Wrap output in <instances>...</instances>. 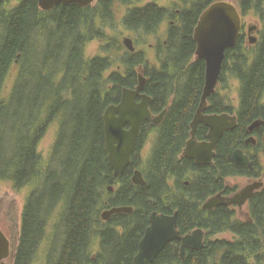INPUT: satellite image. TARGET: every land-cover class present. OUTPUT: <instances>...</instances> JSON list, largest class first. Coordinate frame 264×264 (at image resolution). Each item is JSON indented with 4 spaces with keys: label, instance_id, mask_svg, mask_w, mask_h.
Masks as SVG:
<instances>
[{
    "label": "trees",
    "instance_id": "1",
    "mask_svg": "<svg viewBox=\"0 0 264 264\" xmlns=\"http://www.w3.org/2000/svg\"><path fill=\"white\" fill-rule=\"evenodd\" d=\"M5 1L0 2V180L15 189L34 186L24 206L14 264L37 260L40 264H132L151 213L175 209L182 232L205 229V246L181 260L178 245L172 242L151 264H264V188L250 199L245 217L228 206L202 208V202L222 188L221 176H260L257 164L238 167L230 155L240 146L246 126L264 118V29L255 44L245 45L241 36L236 46L227 49L221 81L227 76L239 80L238 103L224 96V102H232L220 106L238 112L239 124L227 135L213 169H203L179 154L205 84V62L194 60V27L202 11L216 0H179L180 14L173 16L156 3L132 6L136 0H97L87 7L59 4L48 11L40 8L38 0H18L6 10ZM119 1L130 5L124 20L130 29L153 33L165 18H174L167 39L150 44L155 59L149 56L151 48L136 46L132 52L103 33ZM263 2L241 0L242 10L246 15L255 7L264 20ZM97 38L107 40L103 50L109 54L88 59L86 44ZM39 41L44 46L41 65L36 55ZM14 64L19 72L6 94ZM140 72L147 77L145 91L153 97L154 112H160L171 96L174 104L160 126L149 120L144 123L131 165L116 178L106 150L104 113L120 101L124 88L137 86ZM56 118L58 136L46 161L38 146ZM153 128L157 137L148 170L143 172L138 152ZM182 166L198 172L190 186L182 182ZM135 168L143 172L146 185L132 182ZM170 177L178 179L176 187L169 183ZM110 185H115L114 191ZM121 205L135 209L102 219L103 210ZM226 232L232 238L218 237Z\"/></svg>",
    "mask_w": 264,
    "mask_h": 264
},
{
    "label": "water",
    "instance_id": "2",
    "mask_svg": "<svg viewBox=\"0 0 264 264\" xmlns=\"http://www.w3.org/2000/svg\"><path fill=\"white\" fill-rule=\"evenodd\" d=\"M1 1V0H0ZM42 10H51L59 4L68 5L76 3L82 7L91 6L96 0H38ZM243 26L240 9L232 0H216L212 2L200 15L198 23L194 29V39L197 42L196 54L206 61L205 86L201 98V103L194 120L191 123V138L187 141L184 149V156L194 158L198 163H211L215 155V148L227 129H233L237 125V116L230 114L205 115L204 109L207 107L208 98L216 92L220 81L223 60L228 48L236 46ZM258 29V25L249 27V40L255 44L258 38L253 34ZM125 46L134 51V40L131 37H124ZM147 77L140 72L139 83L136 88H124L121 101L118 104H110L104 113V133L106 140V150L110 166L114 171V176H119L130 166L132 153L139 138L141 127L145 120L153 118L150 110L151 97L142 91L145 88ZM141 95V101H137V96ZM166 111L153 118L154 122L161 123ZM204 123L210 128L209 141L200 142L196 138V130L199 123ZM130 124V128H126ZM264 124V120H256L250 131ZM234 162L237 165L253 164L249 157L242 150L234 152ZM132 180L137 185H146L147 181L140 169L133 173ZM264 185L262 181H254L246 185L233 196H223L221 194L209 198L205 203V208H214L219 204H237L243 207L254 195L255 190ZM112 189V187H111ZM132 206H114L105 209L101 213L103 220H108L113 214L119 212L131 213ZM204 230L197 228L192 234L182 235L178 229V213L173 215L158 214L153 212L151 224L146 229V233L140 242L138 254L135 256L134 264H149L154 261L157 255L165 248L166 244L174 239H181V256L185 257L186 249H202ZM8 241L0 231V264L8 257Z\"/></svg>",
    "mask_w": 264,
    "mask_h": 264
},
{
    "label": "rangeland",
    "instance_id": "3",
    "mask_svg": "<svg viewBox=\"0 0 264 264\" xmlns=\"http://www.w3.org/2000/svg\"><path fill=\"white\" fill-rule=\"evenodd\" d=\"M136 0L132 6H144L148 3H157L160 6L167 7L171 13L170 15H176V9L180 6L179 0H140L137 2ZM234 3L237 5H241V0H233ZM18 0H8L4 3V8L12 9L18 4ZM96 1L94 2V4ZM93 4V5H94ZM264 6V2H263ZM130 5H126L123 2L119 1L116 2L113 7V12L111 14V17L108 19L109 24H107V28L103 32L108 37H114L118 41H121L123 43L124 37H131L132 39H135L136 45L138 47V50L144 49L146 47L151 48L150 44L157 45L158 40H165L167 39L166 27L169 25V22L171 19H174L173 17H169L165 20V24L162 27H158L157 30L153 33H147L143 30H134L130 29L126 26L124 20L126 15L128 14V9ZM245 21H246V32L249 28V26L253 24L259 25V32L253 34L257 38H260V31L264 29V20L261 16V13L258 12V10L254 7L245 15ZM3 34V30L0 29V37ZM249 38V37H248ZM258 38V39H259ZM249 40V39H248ZM250 43V40H249ZM36 54L37 62L41 65L42 61V45L41 41L38 43ZM107 44V40H101V39H93L89 41L86 44L85 47V55L88 59L97 57L99 55L104 56L105 54H109L108 52H105L103 50V46ZM124 44V43H123ZM251 44V43H250ZM125 46V44H124ZM150 58L155 59V50L152 48L148 50ZM105 55V56H106ZM115 67H112L110 70L106 72V74H110ZM46 70V69H44ZM19 72V66L18 64H14V66L11 68L9 75L6 79L5 83V93H9V91L12 89L14 81L16 79V76ZM239 80L227 76V78L224 80V82L220 85L218 92L221 96H227L229 99H231L234 103V105H237L238 103V90H239ZM59 131V118H56L52 120L45 129V132L40 140V144L38 146L39 152L43 155L44 159L47 161L51 155V152L53 150V147L55 145L57 136ZM155 137V134L149 135L145 141L143 142L142 148L140 149L139 153V161L140 165L139 168L142 169L143 172H146L148 170V163L151 156V149L153 148V139ZM248 179L244 177H234L230 179V184L232 186H237L239 188L243 187L247 183ZM115 186V185H114ZM33 185H29L26 187H23L21 189H15L12 186V183L9 181H3L0 180V224L3 222H10L11 217L18 218V222H20V226L22 225V214L24 210V206L26 204L27 198L33 189ZM103 212V211H102ZM57 215V212H56ZM56 215L54 219H56ZM218 237L223 238H232V235L230 233H223L218 235ZM99 250L98 246L94 248V252L96 253ZM41 258V256H38ZM4 264H12V262L8 261ZM35 264H40V262L37 260Z\"/></svg>",
    "mask_w": 264,
    "mask_h": 264
},
{
    "label": "flooded vegetation",
    "instance_id": "4",
    "mask_svg": "<svg viewBox=\"0 0 264 264\" xmlns=\"http://www.w3.org/2000/svg\"><path fill=\"white\" fill-rule=\"evenodd\" d=\"M97 1V0H96ZM233 1V0H232ZM234 2V1H233ZM157 4V3H156ZM236 4V3H235ZM158 5V4H157ZM237 5V4H236ZM159 7H163V6H160V5H158ZM238 6V8L240 9V13H241V15H242V20H243V26H242V29H241V34H240V37L242 36V38H244L245 39V41H246V43H245V45H247V42L249 41L248 39V37L250 36V34H249V28H248V30H247V32H246V21H245V14H244V12H243V10H242V5H237ZM55 8V7H54ZM53 8V9H54ZM163 8H167V7H163ZM52 9V10H53ZM114 10V9H113ZM176 15H179L180 14V9L179 8H177L176 9V13H175ZM200 17V16H199ZM169 17H167V18H165L164 19V21L160 24V27H162V26H164V24H165V20L166 19H168ZM198 20H199V18H198ZM174 22V20L173 19H171L170 20V22L169 23H173ZM197 23H198V21H197ZM254 25V24H253ZM255 25H258V24H255ZM250 27V26H249ZM168 29H169V27L167 26L166 27V34H167V36H168ZM259 25H258V29L257 30H255L254 32H253V34H255L256 35V33L257 32H259ZM261 32V31H260ZM194 33V32H193ZM252 34V35H253ZM256 36H258V35H256ZM240 37H239V39H240ZM259 38V37H258ZM239 39H238V41H239ZM134 40V45H135V47L137 46L136 45V41H135V39H133ZM238 43V42H237ZM249 43V42H248ZM237 45V44H236ZM137 50V49H136ZM196 50H197V42H196ZM226 52H227V50H226ZM195 57H196V51H195ZM225 58H226V56H225ZM225 58H224V60H223V63H224V61H225ZM194 60H198V58H195ZM205 62V61H204ZM222 68H223V64H222ZM221 73H222V71H221ZM205 78H206V62H205ZM223 82L221 81V75H220V81H219V84H218V86H217V89H216V93H214V94H212L211 95V97H209L208 99V104H207V107L204 109V114L205 115H211V114H224V113H226V114H230V115H236L237 116V125H236V127L238 126V124H239V114H238V112H232L231 110H227V109H225V108H221L222 106H220V104L221 105H223V106H225V107H227V104L225 103V102H227V103H229L230 104V102H232V101H230L229 102V100L228 99H225V102H224V96H221V95H219V92H218V89H219V87H220V85L222 84ZM204 86H205V84H204ZM203 90H204V88H203ZM142 93H147L146 91H145V88H144V90L142 91ZM203 94V93H202ZM151 96V95H150ZM121 98H122V96H121ZM151 102H150V110H151V112H152V117L154 118L155 116H158V115H160L161 113H163V111H166V113H165V115H164V117H163V119H162V121H161V123H159V124H157V123H155L154 122V120H153V118H150V119H147V120H145L144 121V123L146 122V121H150V122H152L153 124H155V125H157V126H160L161 124H163V122H164V120L166 119V117L168 116V114L170 113V111H171V109H172V106H173V104H174V99H175V97L174 96H171L170 97V100H169V102L167 103V105H165L164 106V108L160 111V112H154L153 111V109H152V102H153V97L151 96ZM201 98H202V95H201ZM201 98H200V101L198 102V104L196 105V107H195V109H194V111H193V113H192V118L190 119V131H189V133L191 134V123H192V121L194 120V118H195V115H196V113H197V111H198V108H199V106H200V103H201ZM141 99H142V97H141V95H138L137 96V101L139 102V101H141ZM120 101H121V99H120ZM119 101V102H120ZM118 102V103H119ZM118 103H114V104H118ZM220 108L221 109H223V110H220ZM261 119H264V118H261ZM256 121V119L254 120V121H252L251 123H249L247 126H246V128H245V135H244V138L242 139V142H241V144H240V146L239 147H237V148H235L233 151H232V153H231V155H230V157H231V160H232V162L235 164V166H238V167H250V168H253V167H255V165L257 164L258 165V171H260L259 173H260V176H251V175H248V174H241V175H235V176H228V177H220V186L219 187H221L222 186V188L221 189H219V190H217V191H215V193H213V194H211V195H209L205 200L207 201L208 199H209V197L211 198V197H213V196H215V195H218V194H224L223 196H226V197H229V196H233L234 194H236L238 191H240L241 189H243L246 185H248L249 183H252V182H254V181H262V182H264V175H263V167H264V124H261L260 126H258V127H256V128H254L252 131H250V126L254 123ZM144 123H143V125H142V127H141V130H140V134H139V137H140V135H141V133H142V129H143V127H144ZM199 124H200V126H199ZM198 124V127H197V130H196V138H197V140L198 141H200V142H204V141H209L210 139H209V131H210V128L208 127V126H206L204 123H199ZM126 128H130V124H126V126H125ZM236 127L235 128H233V129H227V130H225L224 131V133H223V135H222V137L220 138V140H219V142H218V144H217V146H216V148H215V155H214V157H213V161L211 162V163H198L194 158H192V157H188V156H184L183 155V153H184V149H185V147H186V145H187V141L190 139V137H191V135L189 134V136H188V138L186 139V142H185V145H184V147L182 148V151L180 152V154H179V157L182 159V160H187V161H189L190 163H192V164H196L197 166H199L200 168H205V167H208L209 169H213V166L215 165V163H216V158L218 157V154L221 152V146H222V144H223V142L224 141H226V138H227V135L232 131V130H234V129H236ZM209 128V129H208ZM155 134V137H154V139H153V148H154V145H155V141H156V137H157V132H156V130H155V128H153L152 129V131H150L149 132V134L148 135H151V134ZM139 139V138H138ZM137 142H138V140H137ZM136 145H137V143H136ZM136 147V146H135ZM141 148H142V146H141ZM140 148V149H141ZM153 148L151 149V153H152V151H153ZM236 150H242V152L246 155V156H248L249 157V159H251L250 161H252L253 163H255V164H242V165H237L235 162H234V152L236 151ZM134 151H135V149H134ZM133 151V152H134ZM140 151V150H139ZM132 155H133V153H132ZM191 158V159H190ZM131 163H132V161H131ZM131 165V164H130ZM183 168H182V171L184 172L183 174V177H182V182L184 183V185L185 186H190L191 184H193V182H195V179H196V177H198V172L197 171H195V170H193V169H188V168H185L184 166H182ZM203 168V169H204ZM136 169H138V168H135L134 169V171L136 170ZM134 171H133V173H134ZM254 171V170H253ZM125 172V171H124ZM197 172V173H196ZM256 172V171H255ZM113 175H114V171H113ZM121 175H123V174H121ZM121 175H119V176H121ZM133 176V175H132ZM116 177V176H115ZM145 177V176H144ZM234 177H244V178H246V179H248V181H247V183L243 186V187H241V188H239V187H237V186H232L231 184H230V179L231 178H234ZM116 178H118V177H116ZM178 179H176V177H174L173 179L170 177V179H169V183H171V185L173 186V187H176V185L178 184V181H177ZM187 180V181H186ZM133 181V180H132ZM111 187H112V189H111ZM218 187V188H219ZM264 188V185L260 188V189H258V190H255V193H254V195L259 191V190H262ZM109 189L111 190V191H114L115 190V186L114 185H110L109 186ZM253 195V196H254ZM252 196V197H253ZM251 197V198H252ZM203 201L202 203V208H204V203L206 202V201ZM249 201H250V199L246 202V204L243 206V207H239L237 204H233V205H227L228 207H231V208H233V209H235V211H236V213L237 214H239V215H241L242 217H245V213H248V208H249ZM236 205V206H235ZM121 206H125V205H121ZM127 206H131V205H127ZM220 206H226L225 204H219L218 206H216V207H214V208H209V209H216V208H218V207H220ZM132 207H134V206H132ZM108 209V208H107ZM134 209H135V207H134ZM205 209V208H204ZM206 209H208V208H206ZM176 210L177 209H175L172 213H166V212H158V211H153V212H157L158 214H167V215H173V213L175 214L176 213ZM104 211V210H103ZM152 212V213H153ZM119 213H126V212H119ZM132 213V212H131ZM152 213H151V215H152ZM178 213V212H177ZM116 214H118V213H116ZM127 214H130V213H127ZM115 215V214H114ZM151 215H150V224H151ZM113 216V215H112ZM111 216V217H112ZM110 217V218H111ZM109 218V219H110ZM108 219V220H109ZM108 220H105V221H108ZM20 224V222H18V218L17 217H15V218H13V217H11V221L10 222H3L2 224H0V231L3 233V235L5 236V238L7 239V241H8V243H7V245H8V251H9V254H8V257L7 258H5L2 262H1V264H4L5 263V261L6 262H8V261H10V262H12V264H14V260H15V256H16V252H17V250H18V248H19V245H20V238H21V229H22V225L20 226L19 225ZM150 224H149V226H150ZM148 226V227H149ZM147 227V228H148ZM146 228V229H147ZM199 228H201V227H199ZM178 229L181 231V229L179 228V213H178ZM195 229H197V228H195ZM203 229V228H202ZM194 230V229H193ZM193 230H190V231H188V232H182L181 231V234L182 233H184V234H182V235H187V234H189L190 232L192 233V231ZM204 231H205V229H203ZM145 233H146V231H145ZM205 233H206V231H205ZM145 235V234H144ZM144 237V236H143ZM143 237H142V239H143ZM205 237H206V235H205ZM141 239V240H142ZM141 242V241H140ZM171 242H175L177 245H178V252H179V257L181 256V246H182V240L181 239H174L173 241H171ZM171 242H169V244L171 243ZM181 243V244H180ZM180 245V246H179ZM167 246H168V243L166 244V246H165V249L167 248ZM139 248H140V243H139ZM189 247H187V249H188ZM165 249H163L161 252H160V254L165 250ZM186 249V254H185V258H186V256H187V254L189 253V251H195L193 248H189L188 250ZM197 250H199V249H197ZM138 252H139V250H138ZM138 252H137V254H138ZM136 254V255H137ZM160 254H158L157 255V257L160 255ZM135 255V256H136ZM157 257H156V259H157ZM134 259H135V257H134ZM134 259H133V263L132 264H134ZM155 261V260H154ZM153 261V262H154ZM152 262H150V264H151Z\"/></svg>",
    "mask_w": 264,
    "mask_h": 264
},
{
    "label": "bare ground",
    "instance_id": "5",
    "mask_svg": "<svg viewBox=\"0 0 264 264\" xmlns=\"http://www.w3.org/2000/svg\"><path fill=\"white\" fill-rule=\"evenodd\" d=\"M0 2H1V1H0ZM208 6H209V5H208ZM208 6H207V7H208ZM95 7H96V6H95ZM207 7H206V8H207ZM206 8H205V9H206ZM205 9H204V10H205ZM110 10H111V9H110ZM204 10H203V11H204ZM203 11H202V12H203ZM200 15H201V14H200ZM34 17H35V16H34ZM33 24H34V23H33ZM107 24H109V23H107ZM155 24H156V23H155ZM196 25H197V24H196ZM196 25H195V27H196ZM168 27H169V26H168ZM195 27H194V29H195ZM44 29H45V28H44ZM38 31H39V30H38ZM39 33H41V32H39ZM7 34H8V33H7ZM32 36H33V35H32ZM5 37H6V36H5ZM39 37H40V36H39ZM193 38H194V33H193ZM194 40H195V39H194ZM195 42H196V41H195ZM248 42H249V41H248ZM245 43H246V42H245ZM237 44H238V43H237ZM103 47H104V46H103ZM55 49H56V48H55ZM130 51H131V50H130ZM134 51H136V47H135ZM134 51H132V52H134ZM55 54H56V53H55ZM57 57H58V56H57ZM196 58H198V59H203V58L198 57L197 54H196ZM203 60L205 61V59H203ZM205 62H206V61H205ZM54 63H55V62H54ZM139 75H140V74H139ZM29 81H30V80H29ZM177 81H178V80H177ZM28 83H29V82H28ZM138 83H139V82H138ZM137 85H138V84H137ZM136 87H137V86H136ZM136 87H135V88H136ZM29 89H30V88H29ZM132 89H133V88H132ZM216 89H217V88H216ZM53 92H54V91H53ZM122 93H123V92H122ZM215 93H216V92H215ZM146 94H147V93H146ZM147 95H148V94H147ZM121 96H122V95H121ZM150 97H151V96H150ZM210 97H211V96H210ZM208 100H209V99H208ZM62 105H63V104H62ZM4 111H5V110H4ZM203 112H204V111H203ZM57 113H58V112H57ZM218 114H219V113H218ZM257 120H264V119H257ZM68 121H69V120H68ZM61 126H62V125H61ZM199 126H200V124H199ZM62 128H63V127H62ZM208 129H209V128H208ZM72 130H73V129H72ZM62 134H63V133H62ZM189 134H190V133H189ZM63 135H64V134H63ZM190 135H191V134H190ZM196 135H197V134H196ZM189 137H190V136H189ZM190 138H191V137H190ZM66 139H67V138H66ZM135 148H136V147H135ZM135 148H134V149H135ZM185 157H186V156H185ZM190 159H191V158H190ZM250 160H251V159H250ZM253 164H255V163H253ZM177 171H178V170H177ZM143 175H144V174H143ZM117 177H119V176H117ZM208 180H209V179H208ZM186 181H187V180H186ZM132 182H133V181H132ZM213 183H214V181H213ZM142 186H143V185H142ZM162 188H163V187H162ZM209 188H210V187H209ZM221 195H222V194H221ZM223 195H224V194H223ZM209 198H210V197H209ZM250 199H251V198H250ZM205 201H206V200H205ZM202 204H203V203H202ZM190 205H191V204H190ZM193 205H194V204H193ZM109 206H110V205H109ZM226 206H227V205H226ZM229 206H230V205H229ZM235 206H236V205H235ZM204 208H205V207H204ZM108 209H109V208H108ZM205 209H206V208H205ZM208 209H209V208H208ZM234 210H235V209H234ZM95 211H96V210H95ZM176 212H177V211H176ZM100 213H101V212H100ZM165 214H166V213H165ZM173 214H174V213H173ZM113 215H114V214H113ZM169 215H170V214H169ZM171 215H172V214H171ZM132 218H133V217H132ZM132 218H131V219H132ZM210 218H211V217H210ZM134 220H135V219H134ZM148 220H149V219H148ZM126 223H127V222H126ZM112 224H113V223H112ZM96 225H97V224H96ZM107 225H108V224H107ZM125 226H127V225H125ZM148 226H149V225H148ZM198 228H199V227H198ZM124 229H125V228H124ZM194 230H195V229H194ZM194 230H193V231H194ZM107 231H108V230H107ZM193 231H192V233H193ZM98 233H99V232H98ZM106 233H108V232H106ZM131 233H132V232H131ZM192 233L190 232L189 234H192ZM206 233H207V232H206ZM206 233H205V231H204V238H203L204 246H205V241H206V237H205ZM182 234H184V233H182ZM136 236H137V235H136ZM99 241H100V240H99ZM107 241H108V240H107ZM171 241H173V240H171ZM171 241H170V242H171ZM171 243H172V242H171ZM101 244H102V243H101ZM134 244H135V243H134ZM168 244H169V242H168ZM180 244H181V243H180ZM102 245H103V244H102ZM103 246H104V245H103ZM179 246H180V245H179ZM204 246H203V248H204ZM203 248H202V249H203ZM229 248H230V247H229ZM133 249H134V248H133ZM164 249H165V248H164ZM188 249H189V248H188ZM188 249H187V250H188ZM193 249H194V248H193ZM202 249H200V250H202ZM138 250H139V249H138ZM170 250H171V249H170ZM194 250H195V249H194ZM196 250H197V249H196ZM231 250H232V249H231ZM178 251H179V250H178ZM197 251H198V250H197ZM235 251H236V250H235ZM186 252H187V251H186ZM159 254H160V253H159ZM179 258H180L181 260L185 259V257L182 258V256H180ZM155 260H156V259H155ZM152 262H153V261H152ZM118 264H119V263H118ZM149 264H150V263H149Z\"/></svg>",
    "mask_w": 264,
    "mask_h": 264
}]
</instances>
